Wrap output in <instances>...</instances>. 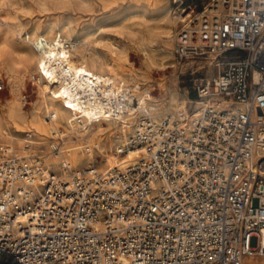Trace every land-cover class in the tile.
<instances>
[{
	"label": "built area",
	"instance_id": "built-area-1",
	"mask_svg": "<svg viewBox=\"0 0 264 264\" xmlns=\"http://www.w3.org/2000/svg\"><path fill=\"white\" fill-rule=\"evenodd\" d=\"M197 2L173 39L217 69L197 115L143 110L105 170L0 144V264H264V0Z\"/></svg>",
	"mask_w": 264,
	"mask_h": 264
},
{
	"label": "bare ground",
	"instance_id": "bare-ground-1",
	"mask_svg": "<svg viewBox=\"0 0 264 264\" xmlns=\"http://www.w3.org/2000/svg\"><path fill=\"white\" fill-rule=\"evenodd\" d=\"M185 12L183 9L179 14L180 20L187 16ZM170 15L165 14L162 22L154 26L167 44L173 39L171 25L175 20ZM66 28L49 26L47 32L28 33L27 41L33 43L30 46L25 43L12 46L7 39L0 41V63L9 72H14V65L25 64V69H31L38 76L39 93V105L28 114L23 112L17 98L6 100V111L0 115L3 145L13 146L21 153L34 152L32 145L25 149V140L39 145L47 142L44 138L52 136L54 140L49 141V150L39 153L44 169L60 173L65 162L75 169L94 164L99 170H105L134 158L139 152L134 149L121 155L116 148L118 143H125L128 134L140 122L143 110L150 112L155 120L178 107H185L192 116L199 113L203 100L180 97L174 88H160V96L154 97L152 90L156 88L147 86L149 76L132 66L123 45L107 40L102 44L103 49L87 50L70 38L69 28ZM145 57L149 67L164 64V55L158 58L145 51ZM207 63L210 65V60ZM142 82L147 85L141 87ZM133 98L137 99V104L131 105ZM41 109L45 116L41 115ZM12 131L24 134L19 136ZM33 134L38 140L33 139ZM16 141L23 142V147H16ZM114 145L116 147L112 148ZM260 242L264 247V231ZM250 261L264 263V258L256 256Z\"/></svg>",
	"mask_w": 264,
	"mask_h": 264
},
{
	"label": "rangeland",
	"instance_id": "rangeland-1",
	"mask_svg": "<svg viewBox=\"0 0 264 264\" xmlns=\"http://www.w3.org/2000/svg\"><path fill=\"white\" fill-rule=\"evenodd\" d=\"M196 3L199 9L201 3L197 0H0V41L7 39L12 46H19L21 43L30 46L33 43L31 40L27 41L28 33L47 32L49 26L63 25L67 27L66 29L69 28L70 38L74 39V42L78 41L77 45L87 50L103 49L102 44L107 40L123 45L132 66L139 73L149 76L148 85L142 82L141 87L154 86L156 88V91L152 90L154 97L160 96V88L166 90L174 88L180 97L194 101L198 99L197 85L217 73L216 67L207 63L209 59L179 61L174 54L173 39L177 28L182 24L178 17L181 9L186 4ZM167 13L171 14L173 20L175 19L171 25L173 39L169 40V44L159 34V30L154 28L158 22H162ZM146 24L149 26L147 27ZM152 28L153 30L149 31ZM133 31L135 35L132 36ZM151 37L153 42L150 40ZM145 51L158 58L164 55V64L147 66ZM26 67L25 64L18 63L14 65V72H9L0 63V73L5 82L0 90V115L6 111L7 99L17 98L26 114L39 105L38 76L35 72H31V69H25ZM28 67L31 68L30 65ZM45 114L41 109V115L45 116ZM12 132L19 136L24 134ZM32 137L38 140L36 135L33 134ZM43 140L47 142L39 145L31 144L34 152L40 153L44 149L48 151V143L54 138L50 136ZM0 144H2L1 137ZM15 144L16 147H23V142L16 141ZM63 152H66L64 145Z\"/></svg>",
	"mask_w": 264,
	"mask_h": 264
},
{
	"label": "snow or ice",
	"instance_id": "snow-or-ice-1",
	"mask_svg": "<svg viewBox=\"0 0 264 264\" xmlns=\"http://www.w3.org/2000/svg\"><path fill=\"white\" fill-rule=\"evenodd\" d=\"M69 107H70V105H69Z\"/></svg>",
	"mask_w": 264,
	"mask_h": 264
}]
</instances>
